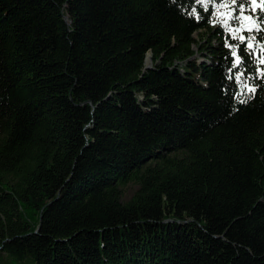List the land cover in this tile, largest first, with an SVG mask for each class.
<instances>
[{"label": "trees", "instance_id": "1", "mask_svg": "<svg viewBox=\"0 0 264 264\" xmlns=\"http://www.w3.org/2000/svg\"><path fill=\"white\" fill-rule=\"evenodd\" d=\"M251 3L0 0V264H264Z\"/></svg>", "mask_w": 264, "mask_h": 264}, {"label": "snow or ice", "instance_id": "2", "mask_svg": "<svg viewBox=\"0 0 264 264\" xmlns=\"http://www.w3.org/2000/svg\"><path fill=\"white\" fill-rule=\"evenodd\" d=\"M197 2H202V0H197ZM233 3H235V0H233ZM251 8L252 11L255 12L256 8H260L261 12L264 13V0H261V3L257 4L256 0H252L251 3ZM220 7H231V5H220ZM205 10H207V6H205ZM233 11H237V9L233 8ZM240 11V15L239 16H230L229 18L231 19H236L238 21L240 20H245V21H251L253 27L256 29V31H260L262 33V36H264V29L261 28V23H264V15H261L259 17H252V16H244L243 15V9H239ZM193 12H195V9H193ZM259 20L261 23H257L256 21ZM221 23L223 25H227L228 21L227 20H223L221 21ZM253 27H246L245 30L247 31H252ZM237 38V37H234ZM238 39L240 40L241 44H244L245 41H247L246 47L245 48H240L239 45L235 46L232 48V51L230 53V56L236 57V60L234 62V64L232 65V67H238L241 63V56L244 55L245 53L249 52L254 45L251 43L252 39H254L253 37H244V36H240L238 37ZM229 47H232L231 45H229ZM260 63L264 64V60H261ZM244 73H240L239 75L236 76V79L239 80L241 76H243ZM261 75L264 76V71L261 72ZM250 91L255 92V89L252 88L250 89ZM241 103H245L244 100L240 101Z\"/></svg>", "mask_w": 264, "mask_h": 264}, {"label": "rangeland", "instance_id": "3", "mask_svg": "<svg viewBox=\"0 0 264 264\" xmlns=\"http://www.w3.org/2000/svg\"><path fill=\"white\" fill-rule=\"evenodd\" d=\"M139 185L136 182H129L126 185H124L121 190H122V194H121V202L125 203L127 202L132 195L135 193V191L138 189Z\"/></svg>", "mask_w": 264, "mask_h": 264}, {"label": "water", "instance_id": "4", "mask_svg": "<svg viewBox=\"0 0 264 264\" xmlns=\"http://www.w3.org/2000/svg\"><path fill=\"white\" fill-rule=\"evenodd\" d=\"M147 58H148V62H147ZM151 62H152V60H151V54L148 52L146 54V58H145V62H144V67L145 68H150Z\"/></svg>", "mask_w": 264, "mask_h": 264}, {"label": "bare ground", "instance_id": "5", "mask_svg": "<svg viewBox=\"0 0 264 264\" xmlns=\"http://www.w3.org/2000/svg\"><path fill=\"white\" fill-rule=\"evenodd\" d=\"M147 62H148V58H147Z\"/></svg>", "mask_w": 264, "mask_h": 264}]
</instances>
